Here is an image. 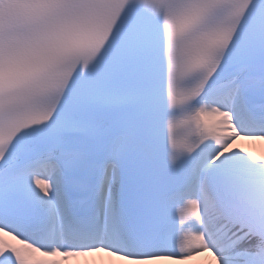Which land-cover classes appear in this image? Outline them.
<instances>
[{
	"label": "snow or ice",
	"instance_id": "6c2138e0",
	"mask_svg": "<svg viewBox=\"0 0 264 264\" xmlns=\"http://www.w3.org/2000/svg\"><path fill=\"white\" fill-rule=\"evenodd\" d=\"M243 142L264 0H0V264H264Z\"/></svg>",
	"mask_w": 264,
	"mask_h": 264
},
{
	"label": "bare ground",
	"instance_id": "6f19581e",
	"mask_svg": "<svg viewBox=\"0 0 264 264\" xmlns=\"http://www.w3.org/2000/svg\"><path fill=\"white\" fill-rule=\"evenodd\" d=\"M245 144V146L251 147L254 151H261L264 150V144H261L259 142L255 143V144H248V142H243ZM100 257H104L105 259H107V257L105 256V254L101 253L99 254ZM200 258H196V260H198ZM196 260L194 262H189V264H196Z\"/></svg>",
	"mask_w": 264,
	"mask_h": 264
}]
</instances>
